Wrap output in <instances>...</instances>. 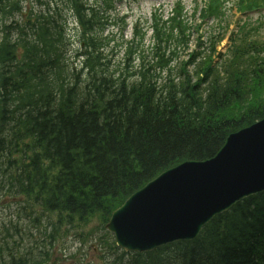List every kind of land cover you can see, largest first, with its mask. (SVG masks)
<instances>
[{"label": "trees", "instance_id": "obj_1", "mask_svg": "<svg viewBox=\"0 0 264 264\" xmlns=\"http://www.w3.org/2000/svg\"><path fill=\"white\" fill-rule=\"evenodd\" d=\"M23 2L0 0V173L42 214H65L69 226L94 216L104 224L161 172L212 158L228 135L264 116L253 101L264 82V44L241 42L215 65V41L200 35L191 43L200 27L180 19L181 9L167 21L153 17L144 43L137 25L129 40L103 36L87 0H50L25 17ZM66 10L78 25L76 65L68 64ZM236 107L239 117L228 120ZM124 256L112 264H264V193L193 242ZM0 264L27 262L11 256Z\"/></svg>", "mask_w": 264, "mask_h": 264}, {"label": "water", "instance_id": "obj_2", "mask_svg": "<svg viewBox=\"0 0 264 264\" xmlns=\"http://www.w3.org/2000/svg\"><path fill=\"white\" fill-rule=\"evenodd\" d=\"M264 191V119L230 135L218 154L168 169L112 213L106 229L125 251L192 241L215 216Z\"/></svg>", "mask_w": 264, "mask_h": 264}, {"label": "rangeland", "instance_id": "obj_3", "mask_svg": "<svg viewBox=\"0 0 264 264\" xmlns=\"http://www.w3.org/2000/svg\"><path fill=\"white\" fill-rule=\"evenodd\" d=\"M24 1L25 3H22V6L24 10H27L24 11L25 17L29 10L33 12L43 10V5L41 4L48 0ZM170 1L137 0L133 4L116 5L113 13H117L119 16L122 14L129 15L126 18L128 26L124 34H122L123 39H130L129 26L137 16L148 18L152 7H156L158 4H169ZM192 1L183 0L187 9H190ZM29 7L32 9H29ZM166 11L164 10V13ZM68 14L67 16H69ZM20 19L19 15H15L13 18L14 21H19ZM245 20L249 22L250 28H257L256 32H253V38L264 42V10L251 14L248 18L236 14L233 9L230 10L226 21L229 22L227 38L236 31L237 23ZM74 26V20L68 17L67 28L70 35L74 33ZM110 29L112 28H108V30ZM108 30L104 29L103 33ZM115 31H113V34ZM114 37L117 39L119 35H114ZM227 41L228 39H224L222 42L219 47L220 52L228 51L227 47L230 41ZM77 45L78 42L73 45L71 52H76ZM73 56L74 54L71 53L69 63L75 65L72 59ZM253 101L257 106L261 105L264 108V87L256 91ZM239 111L241 110L238 107L232 108L225 112L224 116L228 120L234 119L239 117ZM219 150L212 158L218 154ZM6 184L5 177L0 173V261L5 260L6 253H11L16 258L21 256V258L26 260L27 264L39 263L43 261L38 257L37 253L47 252L49 257L45 262H48V264H103L101 257H104L107 253H112L113 239L104 229V225H101V221L97 216L87 219L85 223L79 220V223H77L76 220L72 226H68L63 219L66 217L65 214L61 215L63 218L58 213L42 214L33 202L27 204L25 198L17 196L14 189H10ZM53 230H55L57 238L53 245L50 246L49 233H52ZM109 258L111 261L114 256ZM105 262L107 260H104V264Z\"/></svg>", "mask_w": 264, "mask_h": 264}, {"label": "bare ground", "instance_id": "obj_4", "mask_svg": "<svg viewBox=\"0 0 264 264\" xmlns=\"http://www.w3.org/2000/svg\"><path fill=\"white\" fill-rule=\"evenodd\" d=\"M217 217H219V216H215V217L210 221V223H211L213 220H215Z\"/></svg>", "mask_w": 264, "mask_h": 264}]
</instances>
